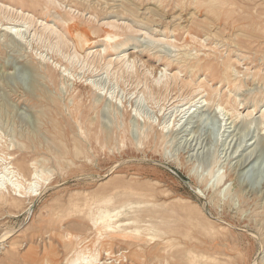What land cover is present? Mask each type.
Returning <instances> with one entry per match:
<instances>
[{
	"label": "rangeland",
	"instance_id": "rangeland-1",
	"mask_svg": "<svg viewBox=\"0 0 264 264\" xmlns=\"http://www.w3.org/2000/svg\"><path fill=\"white\" fill-rule=\"evenodd\" d=\"M33 1L43 6L23 10L39 21L20 38L0 30V153L25 177L31 163L51 178L40 196L0 204V264L27 260L7 257V245L16 255L34 246L44 264L47 244L51 263L63 264L65 232L89 228V208L105 197L140 204L142 217L199 240L198 251L226 253L224 264H264V0ZM221 64L238 74L222 77ZM200 92L186 115L174 108ZM226 102L241 117L217 109ZM171 124L176 131L162 132Z\"/></svg>",
	"mask_w": 264,
	"mask_h": 264
},
{
	"label": "bare ground",
	"instance_id": "bare-ground-1",
	"mask_svg": "<svg viewBox=\"0 0 264 264\" xmlns=\"http://www.w3.org/2000/svg\"><path fill=\"white\" fill-rule=\"evenodd\" d=\"M9 1L17 2V5H19L20 7L18 8L0 2V17H1L0 30L3 32V35L5 37L3 35L2 36L4 38L7 37V39L10 38L14 40L15 37L20 38L21 33L23 32L21 30L22 28L26 27L28 29L31 27V23L39 21V19L38 18L36 19L31 12L26 11V9L23 10V7H28L29 9L33 10L43 5L40 2L33 0H9ZM5 21L6 23H3ZM60 21L64 24L72 23L67 19L66 20L62 19ZM40 24L43 26L42 33L45 34L47 37L56 35V37L59 38V40L61 39V37L58 36L57 33L55 32L56 30L55 31L53 30L52 26L48 24H43V21H41ZM72 28L73 27L71 26L69 30ZM78 39L82 47L87 46L88 43L85 38L79 37ZM111 39L113 38L107 37L108 41H110ZM92 53L93 55L98 57L104 56L106 54V48H102L101 51L98 52L97 51L92 52L91 49H88V53H86V55L88 56ZM125 56H126L125 53L124 55H122V57L118 56V61L122 64L125 63L126 64L125 68H126L130 58L128 57L129 56L128 55L127 56L128 59L126 61ZM38 60L39 62L40 61L45 62L42 56H40ZM124 60L126 62H124ZM110 62L111 60H109V62L107 61L108 64L106 65V68L110 67L108 66L111 65ZM55 65L56 67L58 66L57 64ZM209 67H210L208 68L209 70L214 68L213 65L211 66L209 65ZM190 68H195V67L191 66ZM215 68H216L215 70H217L220 73V75L225 78L226 76H228L229 73H231V71L234 74H238L236 71H234V69L231 68L230 64H221L220 68L219 67H215ZM65 73H66V69L62 70L63 77L65 76ZM160 74H162L161 71ZM200 95L201 92L189 99L185 98L179 102L180 104L178 106H175L174 108H176L177 112L178 111L186 112L185 113L186 115L187 113H189L190 109L195 105V103L198 102V100L200 101L201 99H203V96ZM204 102L205 105H208L206 100H204ZM227 104L228 102H226V104L224 105L222 103H217L216 107L220 112H223L225 116H229L231 119L235 120L241 117V114L238 113L236 108L234 109L233 107H230L228 109ZM245 114L246 115L244 117L251 118V116L253 115V111L250 112L248 111ZM260 118L261 120L264 119V108L262 109ZM176 126L177 125L171 124L170 129H169V125L165 126L164 128H162V132L163 130H166L165 134L172 133L173 131L177 130ZM163 138L165 137L163 136ZM13 160L14 159L9 154L0 153V204H8L10 201L12 203H16V201L20 203L22 202V200L26 198L38 197L41 195L43 188L49 185V181L51 178L49 174H45L44 171L37 170L35 169V167L33 168V164L30 163L31 165L29 164V167L32 166L31 167L32 171L28 177H25L22 174V172L13 164ZM223 177L224 176H219L217 178L216 185L221 184ZM230 189L231 187L229 186V189L227 190L230 191ZM150 198L151 197H149L148 199ZM112 203H113V199L111 197H105L97 201L99 208L95 209V212H93L91 207L89 208L90 210H88L89 211L88 219L90 222L89 228H87L85 225H82L81 228L79 229V232H75V233L68 231L65 232L63 238L66 241H68V244H65L66 245L65 247L66 249H69V251L63 264H136V262H139L140 264H148V263L173 264L172 260H174L175 257L178 258L177 264H224L222 258L219 257L220 256L227 257L226 253L216 251L217 249L215 247H214L215 251L213 254H207L205 252L198 251L195 244H198L199 240L189 236H182V238H179L175 234V232L171 229V224L164 225L165 219L163 218L162 219L155 218V216L152 215L142 217L140 204H133L131 202L125 201L119 204L118 206L113 207ZM85 205L87 206V204ZM26 210L27 209H25V211ZM35 224L37 225V223ZM89 231L95 232L94 240L90 241L88 240V238L85 237L86 235L85 233ZM187 233H189V231ZM221 234L224 238H229L230 240L233 241V243L235 242L234 245L237 244L236 240L232 237V235L229 232L225 233L223 231ZM143 240H145L146 242ZM157 241H161V244L164 245V247L159 248L160 244L158 243L152 247L148 246L150 244L156 243ZM103 244H105V246L106 245L109 246L110 244L111 246L113 244H117L119 246H122L123 248H121L120 253L115 255L111 251H108L110 250V247L103 248L102 246ZM174 245H176L178 248L175 256L172 255L171 258L161 257V252L162 253L167 252L168 254L169 248L171 249ZM11 247H12L11 245H7L3 250L5 251L7 257L21 256L22 258L29 259L36 256V253L34 252L35 247L32 245L26 247L24 253L21 255H16L15 251H12L13 249ZM43 251H44V258L43 257L42 258L43 261L45 262L44 264H52L51 255H53L54 253L52 252V245L47 244L43 248ZM9 261L11 262L12 260Z\"/></svg>",
	"mask_w": 264,
	"mask_h": 264
},
{
	"label": "crops",
	"instance_id": "crops-1",
	"mask_svg": "<svg viewBox=\"0 0 264 264\" xmlns=\"http://www.w3.org/2000/svg\"><path fill=\"white\" fill-rule=\"evenodd\" d=\"M37 256L33 257V258H29L27 259L26 261L22 262L20 260H18V262H8V261H4L2 264H34V263H37Z\"/></svg>",
	"mask_w": 264,
	"mask_h": 264
}]
</instances>
